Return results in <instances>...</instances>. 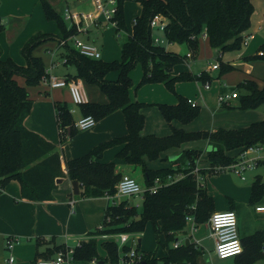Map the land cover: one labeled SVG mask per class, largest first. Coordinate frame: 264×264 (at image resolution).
I'll list each match as a JSON object with an SVG mask.
<instances>
[{
	"label": "trees",
	"instance_id": "trees-1",
	"mask_svg": "<svg viewBox=\"0 0 264 264\" xmlns=\"http://www.w3.org/2000/svg\"><path fill=\"white\" fill-rule=\"evenodd\" d=\"M41 1L46 17L57 22L62 36L40 31L30 37L21 48L26 64H19L11 57L0 58V192L11 179H18L24 198L50 200L53 198V189L58 185L57 180L68 177L79 182V196L113 195L122 174L116 170L114 162H102L100 159L107 148L124 144L118 156L130 164L140 166L146 184L152 185L157 176L163 182H167L170 174H183V177L163 185L156 192H145L141 211L137 206L130 205L127 199L119 204L109 203L105 210L103 229L91 231L87 240L75 246L74 258L118 264L121 253L128 254L131 246L127 242L120 247L112 235L141 233L151 223L157 234L158 245H163L166 252L158 257L154 251H143L140 253V264H200L199 254L202 251L193 242L184 241L178 247L174 246L179 241L177 234L186 229L190 216L197 223H203L215 210L213 196L204 184H199L197 176L215 174L217 166L235 162L237 156L228 155V151L264 145V119L238 128L222 127L215 131L188 132L173 127L169 135H142L145 115L141 110L147 103L132 101L130 98L129 90L133 84L130 71L140 63L144 73L139 86L163 82L172 92H175L178 81L197 78L206 81V76H209L206 71H202L200 76L189 71L173 73L175 66L185 61L186 55L167 50L164 44L155 43L152 19L155 15H163L167 19L164 30L166 40L169 43L186 44L192 54L199 51L202 33L207 34L211 47L219 53L239 50L243 46L244 32L252 24L255 9L252 0H135L141 4L142 10L135 17L133 32L122 44L121 58L109 61L95 59L82 54L70 43L64 45L62 54L67 57L65 63L75 68L72 78L96 84L108 97L106 103L89 101L81 104L83 114L92 115L99 121L121 109L128 128L125 135L103 141L85 155L67 160L66 171L60 153L55 150V144L26 127L24 122L31 112L33 101L27 87L17 80V77H23L30 86L43 83L47 73L46 65L42 57L34 54V50L48 40L67 38L77 33L76 26L68 27L63 16L49 1ZM125 2L118 0L117 33L127 28ZM3 28L0 18V31ZM260 50L263 51L262 55L248 56L246 59L264 60V43ZM221 65V73L234 68L223 62ZM113 72L117 73L115 79L110 78ZM237 88L240 90L238 108H258L264 104V84L260 87L256 81L246 79ZM177 95L179 101L176 104H158L162 114L168 122L174 119L182 123L191 122L199 115L200 106L192 105L183 95ZM55 108L63 142L79 129L74 126L67 102L55 101ZM202 138L208 139L212 145L208 150L209 168H199L198 173L195 171L203 153L198 149L184 150L174 160L177 163L175 168H148L145 157L155 160L172 147ZM263 200L264 179L257 175L252 184L250 201L258 204ZM193 205L195 208H192ZM231 209L235 210L233 207ZM162 233L165 242L160 238ZM104 234L109 237L102 238ZM241 241L244 250L236 256L240 257L238 264H254L264 259V229L257 230ZM138 246H141V242H138ZM100 247L105 251L104 255H101ZM62 248L57 247L56 253Z\"/></svg>",
	"mask_w": 264,
	"mask_h": 264
},
{
	"label": "crops",
	"instance_id": "crops-1",
	"mask_svg": "<svg viewBox=\"0 0 264 264\" xmlns=\"http://www.w3.org/2000/svg\"><path fill=\"white\" fill-rule=\"evenodd\" d=\"M47 1L55 8L54 5L59 0ZM71 1L74 4L70 3ZM127 2L129 1L127 0L125 4ZM252 2L255 8L252 14V24L244 32V36L251 35V38L248 44L243 45L239 50L219 53L217 49L210 47L209 38L205 35L204 39H200L199 51L193 54L186 44L169 42L164 44L167 50L186 55L185 61L175 66L174 74L189 71L194 75L200 76L202 71H206L209 75L206 76V81L198 78L178 81L175 85V92H172L163 82H150L139 86L144 73L140 63L130 71L133 81L129 90L130 98L132 101L147 103L141 110L145 115V124L141 131L142 135H169L172 133L173 127L188 132L199 130L215 131L222 127L238 128L264 119V111L260 107L238 108L239 96L230 97L226 102H221L219 99L220 96L240 92L237 86L246 79L256 81L260 87L264 84V60L246 59L248 56L260 54V46L264 43V7L262 6L264 0H252ZM60 3H62V11L57 10L64 19V9L66 6L71 8L70 4L74 6L72 9L90 7V4L81 2V0H60ZM139 5V13L135 17L141 13L142 7L140 3ZM0 18L1 23L4 25L3 30L0 31V58L6 59L11 57L19 64H26V59L21 53V48L37 32L54 33L62 36L60 28L52 23L54 20H49L46 17L41 0H0ZM134 23L135 18L133 25ZM104 25L108 26V23L100 19L98 25L91 26L87 31L77 30L75 35L85 34L90 39L89 32L93 28L100 29ZM126 25V33L131 34L133 28L131 31L129 30L127 20ZM71 26L73 24L70 22L68 27ZM162 31L164 32V30ZM60 40L51 39L40 44L34 50V54L43 58L46 71L53 72L59 76L72 77L75 74V68L71 72L70 65L65 63V56L62 54L64 47L60 45ZM85 42L94 44L89 40ZM94 45L97 46L96 44ZM189 52H191L192 56H188ZM214 57H217V60L213 63L208 62L209 64L206 66V69L200 72L194 70L195 61L203 60L204 58L211 60ZM221 62L233 65L234 68L221 73ZM215 63H218L219 67L214 69L212 65ZM116 77V72L110 74V78L115 79ZM17 80L20 84L27 87L30 98L33 101L31 112L24 122L26 127L41 134L48 141L55 144V150L61 155L62 166L65 171L67 160L85 155L99 143L114 137L123 136L128 132L125 115L121 109H118L97 121L95 126L79 130L75 135L61 142V130L58 126L55 101L67 102L70 111L74 110V112H71L74 125L81 117L85 116L80 105L73 103L69 88H51L45 83L30 86L26 84L23 77H17ZM82 81L89 101L99 103H106L108 101L107 95L99 86L88 83L83 79ZM207 82L210 83V87H206ZM229 88H232V90ZM177 94L195 101L200 106L199 115L191 122L182 123L177 119L168 122L162 114L158 104H176L179 101ZM123 147L124 144H118L107 148L100 161L114 162L116 170L122 175L129 174L136 177L139 174L136 173L134 167L137 166L128 163L125 158L118 156ZM211 148L212 145L208 139L189 140L180 146H175L162 152L158 159L149 160L145 157V161L148 168L151 169L175 168L177 167V163L174 160L184 150L198 149L202 150L203 153L198 160L197 168L207 169L210 167L208 150ZM241 149L236 148L228 151V155L237 156L238 158ZM263 163L264 160L259 165ZM253 169L255 168H251L250 170ZM221 171H217L216 173ZM140 175H142L140 177L143 179L142 185L148 186L143 171ZM257 175H261L264 179V175L258 173L254 176V180ZM200 176L203 175L200 174ZM207 176L209 174L203 176L205 178L202 184L207 188L208 193L213 196L215 210H226L231 209V207L235 209L238 216V228L241 239L255 233L257 230L264 229V212L256 209L257 206L264 205V200L258 204H252L250 201L254 180L248 187L233 185L231 182L233 187L231 186V189L227 190L230 196L224 202H219L212 192L209 191ZM59 179H62V181L58 182ZM59 179L57 180L58 185L52 191L53 198L50 200L36 201L24 198L22 196L21 182L18 179H11L0 192V264H36L39 259L55 256L57 254L56 249L59 246L75 247L79 245L82 241L89 238L91 231L103 224L108 204L114 202L119 204L124 199L123 197H125L123 196L118 199H112L109 195L82 197L74 193L70 178L62 177ZM241 180H246V176L245 178H241ZM247 204L253 205L252 216L256 221L254 220L246 229L242 223V208ZM187 227L186 237L181 240L179 239L180 243L189 238L190 242H193L200 249L202 241L206 237L211 236L207 223H197L193 216H190L188 219ZM8 237H16L19 240L15 242L10 251L6 247V239ZM101 237L108 238L109 236L103 237L102 235ZM116 237L117 235H112V238L116 239ZM138 242H141V238ZM163 249V254L156 252L158 257L165 255L166 249L164 246ZM100 252L101 255L105 254V251H102L101 247ZM10 254H13L15 257L13 263L8 261ZM120 262H122V259ZM66 264L100 263L96 260H77L74 258ZM135 264H140V262Z\"/></svg>",
	"mask_w": 264,
	"mask_h": 264
},
{
	"label": "built area",
	"instance_id": "built-area-1",
	"mask_svg": "<svg viewBox=\"0 0 264 264\" xmlns=\"http://www.w3.org/2000/svg\"><path fill=\"white\" fill-rule=\"evenodd\" d=\"M81 2L90 4V7L85 9H73L66 6L64 9V17L69 20L73 25L76 26L79 31H87L91 26L98 25L100 19H103L108 24H111L117 28L118 21L116 15L118 13V0H81ZM167 19L161 15H155L151 21L152 27H157L160 30H165ZM207 36L206 33H204ZM251 35H245L243 39V45L248 44ZM74 41V48L80 51L82 54L92 57L95 59H100L102 53L100 49L94 44L85 42L77 36L71 35L67 38H62L60 40V45L64 46L70 42ZM155 43H163V39L154 36ZM260 54H263V51H260ZM188 56H192L191 52L188 53ZM64 60L67 61V57H64ZM219 64L215 63L212 65V68H218ZM43 83L47 84L51 88H62L67 87L70 90L72 101L76 105H81L89 102L87 92L84 87L82 79L70 78L69 76H59L53 72H48L43 77ZM206 87H210V83H206ZM238 92H234L231 95L220 96L221 102H226L228 98L238 97ZM189 101L192 105H197V103L191 99ZM74 112V110H71ZM97 120L92 115H85L81 117L76 123L75 127L79 130L89 129L95 126ZM264 160V145H252L249 147H244L240 150L238 158L235 162L228 164L226 166H217L216 172L221 170H232L235 174L239 175L241 178H245L244 172L248 169L257 167L261 161ZM198 173V168L195 169ZM183 177V174L178 176L168 175L167 182H163L161 177L157 176L152 185L143 186L138 182V180L129 175L123 174L121 179L116 185L117 191L113 195H109L110 198H119L123 196L131 195H141L143 197L144 193L156 192L160 187L168 183L174 182ZM199 184H202L203 176L198 174L197 176ZM203 185V184H202ZM116 203V202H114ZM195 208V205L192 206ZM258 211L264 212V205H259L256 207ZM190 218V217H189ZM211 236L214 238L215 242V254L220 259H227L232 256H237L242 253L244 250L238 228V216L235 210L226 209V210H216L214 211L208 220L206 221ZM99 229H103V224L100 225ZM108 235L104 234L103 237ZM131 235L128 233H120L117 235L116 240L121 244L129 242ZM136 241V239H134ZM16 241H19L16 237H8L6 239V247L10 251L12 250ZM180 242L174 244L175 247H178ZM75 247L64 246L60 249L57 254L53 257L39 259L36 264H66L74 259ZM8 261L13 263L15 257L13 254H10ZM141 261V254L137 252L136 249L131 247V250L122 258V262L126 264H135Z\"/></svg>",
	"mask_w": 264,
	"mask_h": 264
},
{
	"label": "rangeland",
	"instance_id": "rangeland-1",
	"mask_svg": "<svg viewBox=\"0 0 264 264\" xmlns=\"http://www.w3.org/2000/svg\"><path fill=\"white\" fill-rule=\"evenodd\" d=\"M128 1L129 2H127L125 4L124 12H125L126 20L128 22L129 30L131 31L133 28V20H134L135 16L139 13L140 5L135 0H128ZM70 3L74 4V2H72V1ZM54 6L60 12L62 11V3H60V0ZM70 6H71V10H73L72 8L74 6H72L71 4H70ZM262 6L264 7V2H263ZM64 21L66 22V24L68 26L70 25L69 20L64 19ZM52 23L55 26L56 25L58 26L56 21H53ZM153 34L155 36H158L161 39H163V44L168 43V41L164 37V32L162 30H160L159 28L153 27ZM128 35L129 34L126 33L125 30H121L120 32L116 33V27L111 25V24H108V26L104 25L100 29L99 28L98 29L93 28L92 31L89 32L90 39H88L85 34H78L77 38H79L83 41L89 40L90 42H93L94 44H96L101 50V53H102L101 58L103 60L109 61V60H113L115 58H121V56H122V51H121L122 50V44H123V42H125L127 40ZM204 38H205L204 34L202 33L200 36V39H204ZM73 44H74V41L71 40L70 45L73 46ZM209 45H210V43H209ZM210 47H211V45H210ZM215 60H217V57L211 58V60H207L205 58L203 60H197V61H195V65H194L195 69L194 70L200 72L201 70L206 69V66L209 64L208 62L213 63V62H215ZM69 68H70V71L73 72L74 67L70 65ZM229 89L232 90V88H229ZM260 109L264 111V104L260 106ZM134 170L136 171L137 174H139L135 178L138 180V182L140 184H143V179H141L142 175H140L142 173L141 167L140 166L134 167ZM258 173H261L264 175V163L259 165L257 168L255 167V169H253V170H250V169L246 170L245 171L246 180H244V181L241 180V178L238 175H236L230 169L209 175V176H207V180H209L207 182L208 187H209V191L212 192V194L215 196L217 201L224 202L225 200L228 199V196H230V195H228L229 192H227V190L231 189L230 188L232 186L231 182L233 185L248 187L252 184V182L255 178L254 176ZM204 178L205 177H203V180L201 181L202 183L204 182ZM237 191H239V190L237 189ZM123 198L127 199L129 201L130 205L137 206L139 211L142 210V196L141 195L125 196ZM252 210H253L252 204L244 205V207L242 208V223H243V227H245L246 229L255 220V218L252 216ZM214 211H216V210H214ZM187 229H188V227H186L185 231L178 233L176 237L179 238L180 240L185 238L186 234H187L186 233ZM245 234H248V233H245ZM131 236L132 237L128 243L130 244V246L133 249H136V250L138 249L137 250L138 253H142L144 250L145 251L159 252V254L164 253L163 246L158 245L157 234L155 233V230H154L153 225L151 223H149V225L146 227L144 232L137 233V234H134ZM140 238H141V246L139 247L138 246V240ZM160 238L163 242H165V236L163 233L160 234ZM134 239H136V241ZM121 246L122 245L120 244V247ZM214 248H215V242H214V238L212 236H208L202 241V246L200 248L202 253L199 254L200 264H238V260L240 257L232 256V257L227 258V259H220L217 255H215ZM102 251H103V249H102ZM124 256H125V253L122 252L121 253V259ZM104 264H111V263L106 262ZM120 264H126V263L120 262ZM254 264H264V259L257 260Z\"/></svg>",
	"mask_w": 264,
	"mask_h": 264
},
{
	"label": "water",
	"instance_id": "water-1",
	"mask_svg": "<svg viewBox=\"0 0 264 264\" xmlns=\"http://www.w3.org/2000/svg\"><path fill=\"white\" fill-rule=\"evenodd\" d=\"M61 181H62V179H59V180H58V182H61ZM72 185H73L74 193H75V194H79V193H80V185H79V182H78L77 180H74V181H72ZM189 241H190V239L187 238V239H186V242L189 243ZM99 263H100V264H103L104 261L101 260V261H99Z\"/></svg>",
	"mask_w": 264,
	"mask_h": 264
}]
</instances>
